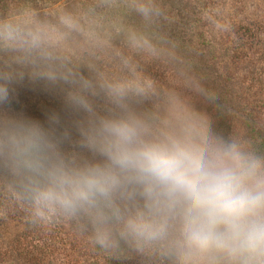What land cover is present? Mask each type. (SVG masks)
<instances>
[{"label": "rangeland", "instance_id": "rangeland-1", "mask_svg": "<svg viewBox=\"0 0 264 264\" xmlns=\"http://www.w3.org/2000/svg\"><path fill=\"white\" fill-rule=\"evenodd\" d=\"M141 2L149 0H0V22L34 16L57 25L67 14L80 28L55 51V80L22 62L20 53L0 47V86L8 90L0 102V134L12 124H36L70 166L100 163L86 133L98 118L118 113L99 85L139 79L153 91L129 99L136 114L162 117L178 98L216 134L264 155V0H152L157 12L146 18L136 11L137 25L128 10ZM133 35L146 38L152 50L133 46ZM83 82L96 86L95 94H86L90 110L71 99ZM208 84L222 91L227 104V134L213 122ZM133 252L126 253L131 264H161ZM112 256L77 220L38 218L0 155V264H79L84 258L110 264Z\"/></svg>", "mask_w": 264, "mask_h": 264}, {"label": "clouds", "instance_id": "clouds-1", "mask_svg": "<svg viewBox=\"0 0 264 264\" xmlns=\"http://www.w3.org/2000/svg\"><path fill=\"white\" fill-rule=\"evenodd\" d=\"M136 10L146 18L157 12L151 2ZM77 30L67 14L57 25L12 18L0 22V47L55 80V51ZM131 42L153 48L141 36ZM95 87L83 82L72 101L90 110L86 94ZM99 87L118 113L86 133L100 163L70 166L36 124H12L0 134V155L35 215L75 219L102 249L123 242L161 264H264V155L216 134L178 98L162 117L136 114L129 99L149 95L150 83ZM7 96L0 86V102Z\"/></svg>", "mask_w": 264, "mask_h": 264}, {"label": "trees", "instance_id": "trees-1", "mask_svg": "<svg viewBox=\"0 0 264 264\" xmlns=\"http://www.w3.org/2000/svg\"><path fill=\"white\" fill-rule=\"evenodd\" d=\"M148 1V0H147ZM149 2L152 3V0H149ZM137 5L136 3L132 6V9L128 10V17H133L134 19V13L137 11L136 10ZM129 18V20L131 19ZM135 24L138 25V20L134 19ZM209 86V91L206 90V95H205V99L207 101V103H209V107H210V111L211 113H213L212 116H214L213 122L214 124H216V126L218 128H222L223 133L222 134H227L228 131V123H227V119H226V102L221 99V95H222V91L220 89L217 88V86L213 85V84H208ZM56 105H52L50 107V110H52V112L55 110L56 111ZM47 109V105H44L40 110L38 109V111L40 112L41 110H46ZM52 114V113H51ZM64 150V148H63ZM98 249L99 247L96 246ZM101 251V249H99ZM111 250V249H110ZM136 249L133 247H130L127 244H124L123 242L120 244V246L115 249V250H111V253L113 254L112 259L110 260V264H131L130 260L128 259V255H130L131 253L133 255H135V253L133 251H135ZM127 253V254H126ZM127 257H126V256ZM114 258V259H113ZM79 264H94L92 262H90L88 260V258H84L82 263Z\"/></svg>", "mask_w": 264, "mask_h": 264}]
</instances>
